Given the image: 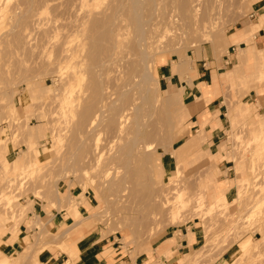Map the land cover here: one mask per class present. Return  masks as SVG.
<instances>
[{
    "label": "rangeland",
    "instance_id": "1",
    "mask_svg": "<svg viewBox=\"0 0 264 264\" xmlns=\"http://www.w3.org/2000/svg\"><path fill=\"white\" fill-rule=\"evenodd\" d=\"M0 19V229L16 233L24 224L35 231L33 247L1 252L2 264H39L53 229L29 212L35 200L59 195L63 203L69 190L67 216L73 213L81 227H99L133 264H163L157 253L163 248L154 249L167 230L199 235L177 264H264V117L244 104L264 93V49L251 48L250 32L264 21V0H0ZM151 25L159 30L150 32ZM138 31L147 35L139 34L146 40L141 48L134 44L141 42ZM200 54L219 69L213 85L219 82L227 110L213 152L205 150V127L214 130L219 121L205 113L200 127L190 129L183 89L158 83L165 63L188 81ZM106 92L113 96L106 99ZM119 97L136 104L123 133L119 103L113 110ZM10 145L20 148L19 158L7 161ZM224 180L229 188L222 190ZM84 195L93 207L81 215Z\"/></svg>",
    "mask_w": 264,
    "mask_h": 264
},
{
    "label": "crops",
    "instance_id": "2",
    "mask_svg": "<svg viewBox=\"0 0 264 264\" xmlns=\"http://www.w3.org/2000/svg\"><path fill=\"white\" fill-rule=\"evenodd\" d=\"M256 25L250 29L251 33L255 32L253 37L254 45L251 48L254 47L257 50H263L264 21L259 22L258 20L256 21ZM243 35L242 33L238 34V38L244 40L242 39ZM244 42L240 41L239 45ZM234 61H237V59L235 58ZM170 67H168L167 63L160 66V73H158L159 87L164 90H167L170 86L183 89L182 97L184 105L190 109V116L194 119L192 121L194 125L190 129L200 127L199 123L201 119L202 122L206 120L202 118L205 113L209 114L208 118L219 121L220 127H216L214 130H210L209 125L205 127L206 132H209V137L206 142H210L205 150L213 152L217 147L216 144L224 129L226 123L225 116L227 114L223 96L220 93L221 87L219 82L217 81V86L213 85V73L216 72L218 74L219 70L216 67L215 61L208 55L204 57L200 54V57L195 59L194 64L187 73L188 81H181L176 75L171 74ZM209 86H212V88ZM202 97L203 101L207 104L203 105V101H197V99L199 100ZM244 104H247L249 112L253 115L264 117V93L257 95L254 92L253 97L251 95L250 99ZM19 152L20 148H15L10 145L5 156L6 160L18 159ZM169 164H166L164 159L162 160L163 169H169ZM224 164L227 169L234 167L232 161H225ZM224 181V185L221 187L222 190L229 188L227 186L228 180ZM70 192L71 190L63 195V203H61L59 195H56L49 201L35 200L32 205V211L29 212L28 216L29 219L33 216L45 219L47 226L52 225L53 229V237L45 241L47 247L38 256L39 264H133L134 261L125 253L123 247L117 245L111 236L103 237L99 227L93 226L89 229L81 227L80 224H75L76 220L73 213L70 212V216H67L66 203L68 197L71 196L69 195ZM226 198L227 201H231L233 200V195H226ZM81 201L82 203L79 209L83 212L81 215H85L93 207V202L89 198V195H84ZM53 202L58 206L62 204L65 207L61 209L51 207ZM188 232L193 234L192 242H189ZM34 233L35 231L33 229H28L27 225L24 224L21 225L16 233L5 232L3 229H0V253L13 255L16 252L21 251L20 253H22L25 249L33 247L32 241ZM198 239L199 235L192 230H181V235L177 230H167L158 240V244L154 250L157 251L159 248H163L162 253L157 252L160 254L163 264H177L179 262L178 257L189 252L196 242L198 243ZM27 242H31L32 246H27ZM62 245L64 247H61ZM157 253L155 254L157 255ZM169 254L172 256L168 259L167 255ZM144 256L146 261L147 256L145 254ZM140 263L142 264L143 261Z\"/></svg>",
    "mask_w": 264,
    "mask_h": 264
},
{
    "label": "bare ground",
    "instance_id": "3",
    "mask_svg": "<svg viewBox=\"0 0 264 264\" xmlns=\"http://www.w3.org/2000/svg\"><path fill=\"white\" fill-rule=\"evenodd\" d=\"M26 2H27V1H26ZM30 4H31V3H30ZM3 9H4V8H3ZM213 10H214V9H210V10H209V13H212ZM4 12H5V11H4ZM208 15H209V14H208ZM210 15L213 16V17L215 16V14H210ZM2 16H3V15H2ZM113 18H114V17H113ZM114 19H115V18H114ZM114 19H113V20H114ZM212 19H213V18H212ZM0 20H1V19H0ZM119 21H120V20H119ZM211 21H212V20H211ZM211 21H210V22H211ZM112 22H113V21H112ZM121 22H122V21H121ZM95 23H97V22L95 21ZM95 23H94L93 25H96ZM15 24H16V23H15ZM19 24H20V23H19ZM19 24H18V25H19ZM98 24H99V22L97 23V25H98ZM158 24H160V23H158ZM113 25H114V24H113ZM155 25H156V24H155ZM98 26H99V25H98ZM98 26H97V27H98ZM25 27H26V26H25ZM121 27H122V26H121ZM140 27H141V29H142V25H141ZM150 27H151V28H150V29H151L150 32H151V31L153 32L154 29H155V31H156V28L159 30L158 25H157L156 27L154 26V27H155V28L153 27L154 29H152V25H151ZM161 27H162V26H161ZM15 28H16V27H15ZM99 28H100V27H99ZM93 30H94V29H93ZM93 30H92V31H93ZM119 30H121V29H119V27H118L117 30H115V34H116V35H115V36H116L115 40L117 39V43L119 42V37H120V35H121V34L119 33ZM142 30H143V29H142ZM142 30H140L141 33H142ZM144 30H145V29H144ZM144 30H143V31H144ZM140 31H138V32H139L138 35H137L138 38H139V34H141ZM155 31H154V32H155ZM11 32H12V31H10V33H11ZM18 32H19V30H18ZM148 32H149V31H148ZM150 32H149V33H150ZM154 32H153V33H154ZM12 33H13V32H12ZM113 33H114V32H113ZM144 33H147L146 30H145ZM17 34H18V33H17ZM141 35H144V39H145V36H147V35H145V34H141ZM151 35H152V33H151ZM103 36H104V35H103ZM109 36H110V35H109ZM112 36H113V34H112ZM137 37H136V39L139 41L140 38L138 39ZM141 37H143V36H141ZM102 38H103V37H102ZM112 38H114V37H112ZM148 38H149V36H148ZM152 38H153V37L151 36V39L148 40L147 45L150 44L149 41L152 40ZM155 38H156V37H155ZM136 39H135V40H136ZM142 39H143V38L140 39L141 42L138 43V42L136 41V42L134 43V44H135V47L139 46V48H141L140 46H143V44H144V42H145L146 40L143 41ZM146 39H147V37H146ZM161 39H162V38H161ZM113 40H114V39H113ZM158 40H159V39H158ZM99 41H100V40H99ZM105 42H106V41H105ZM2 43H3V42H2ZM65 43H66V42H65ZM137 43H138V45H136ZM101 44H102V43H101ZM139 44H141V45H139ZM97 45H98V44H97ZM153 45H154V44H153ZM65 46H67V45H65ZM104 46H105V45H104ZM145 46H146V45H145ZM145 46H144V47H145ZM150 46H152V45H150ZM169 46H170V45H169ZM115 47H116V46H115ZM78 48H79V47H78ZM133 48H134V47H133ZM139 48H136V49H139ZM167 48H168V47H167ZM171 48H172V47H171ZM69 49H70V48H69ZM74 49H76V48L74 47ZM151 49H152V48H151ZM158 49H159V48H158ZM140 50H142V49H140ZM132 51H133V50H132ZM132 51H131V52H132ZM134 51H135V50H134ZM241 51H242V50H241ZM142 52H143V51H142ZM148 52H149V51H148ZM158 52H159V51H158ZM66 53H67V52H66ZM104 53H105V52H104ZM128 53H130V51H129ZM139 53H140V51H139ZM139 53H138V54H139ZM144 53H145V51H144L142 54H144ZM69 54H70V53H69ZM69 54H68V55H69ZM72 54H73V53H72ZM140 54H141V53H140ZM142 54H141V55H142ZM68 55L66 54V56H67V57H66L67 60L69 59ZM129 55H130V54H129ZM144 55H145V54H144ZM69 56H72V55H69ZM130 56H132V55H130ZM72 57H73V56H72ZM72 57H71V58H72ZM133 57H134L133 59H135V55H134ZM139 57H140V56H139ZM237 57H238V63H237V64H240V61L242 60L241 52H239V54H238ZM66 58H65V59H66ZM131 58H132V57H131ZM131 58H130V59H131ZM143 58H144V57H143ZM137 59H138V58H137ZM140 59H141V58H140ZM67 60H66V61H67ZM80 62H81V61H80ZM144 62H145V61H144ZM72 63H73V62H72ZM104 63H105V62H104ZM237 64H236V65H237ZM71 65H72V64H71ZM74 65H75V64H74ZM149 65H150V64H149ZM236 65H234V66H236ZM130 66H131V65H130ZM135 66H136V65H135ZM56 67H57V66H56ZM63 68H64V67H63ZM69 68H70V67H69ZM148 68H149V67H148ZM143 69H144V68H143ZM150 70H151V69H150ZM59 71H60V70H59ZM61 71H62V70H61ZM148 71H149V69H148ZM56 73H57V72H56ZM134 73H135V72H134ZM145 73H146V72H145ZM147 75H148V74H147ZM149 75H150V74H149ZM142 76H143V74H142ZM144 76H145V75H144ZM144 76H143V78H147V76H145V77H144ZM63 79H64V78H63ZM63 79H62V80H63ZM148 79H149V78H148ZM62 80H61V81H62ZM72 80H73V79H72ZM74 80H75V79H74ZM146 80H147V79H146ZM63 81H64V80H63ZM136 81H137V80H136ZM142 81H143V80H142ZM67 82H68V81H67ZM140 82H141V81H140ZM68 83H69V82H68ZM133 83H134V82H133ZM138 83H139V82H138ZM143 83H144V82H143ZM147 83H148V82H147ZM147 83H146V84H147ZM130 84H131V83H130ZM134 84H135V83H134ZM66 85H67V84H66ZM61 86H62V85H61ZM64 86H65V83H64ZM64 86H63V87H64ZM123 86H124V84H123ZM136 86H137V85H136ZM140 86H141V85H140ZM134 87H135V86H134ZM67 88H68V87H67ZM108 88H109V87H108ZM139 88H141V87H139ZM142 88H143V87H142ZM109 89H110V88H109ZM124 89H125V88H124ZM137 89H138V87H137ZM63 90H64V89H63ZM63 90H62V92H63ZM102 90H104V89H102ZM107 90H108V89H107ZM107 90H106V91H107ZM111 90H112V89H111ZM116 90H117V89H116ZM142 90H143V89H141V92H142ZM64 91H65V90H64ZM67 91H69V89H68ZM109 91H110V90H109ZM138 91H139V90H138ZM70 92H71V90H70ZM107 92H108V91H107ZM107 92H106V94H105V95L107 96L106 99H108L109 96H113V95H110V94H109V96H108ZM110 92H113V90L110 91ZM126 92H127V91H126ZM126 92H125V93L123 92L124 97H127ZM143 92H146V91H143ZM143 92H142V93H143ZM66 93H68V92H66ZM72 94H73V93H72ZM72 94H71V95H72ZM103 94H104V92H103ZM112 94H113V93H112ZM118 94H119V92H118ZM118 94H117V95H118ZM62 95H63V94H62ZM117 95H116L115 97H117ZM135 95H136V94H135ZM63 96H64V95H63ZM65 96H66V94H65ZM68 97H69V99H70V96H68ZM120 97H121V96H120ZM120 97H119V99L117 98L116 101H115V99H114L113 108H114V106H115L117 103H119V105H117V106L115 107L116 109H118V111L116 112V113H118V114H116V115L114 114V115L118 118V119L116 118V119L118 120V122H117V124H118V127H117V128H118V129H117V130H118V132L123 133V131H124V129H125V125H126V113L129 112V111H132V112H133V110H134L133 108H134V106H135L136 104L133 105L134 102L132 101V99H131V102H128V101H130V100H127V98H126V100H127L128 103L125 102L126 100H122V99H125V98L123 97V95H122V97H123L122 99H121ZM145 97H146V96H145ZM156 98H157V97H156ZM120 99H121V100H120ZM67 100H68V99H67ZM109 100H110V99H109ZM68 101H69V100H68ZM112 102H113V101H112ZM122 102H123V103L125 102V103L123 104ZM115 103H116V104H115ZM114 104H115V105H114ZM64 107H65V105H64ZM65 108H66V107H65ZM115 108H114L113 110H116ZM135 108H136V107H135ZM137 108H138V107H137ZM136 110H137V109H136ZM156 110H157V109H156ZM67 111H68V110H67ZM134 111H135V110H134ZM113 112H114V111H113ZM135 113H136V112H135ZM137 114H138V113H137ZM138 115H139V114H138ZM155 115H156V114H155ZM156 120H157V119H156ZM237 121H238V123H239V120H237ZM237 121H235V123H236ZM240 122H241V121H240ZM235 123L232 124V127L235 125ZM90 124H91V123H90ZM239 124H240V123H239ZM261 125L264 126V121L261 123ZM135 127H136V126H135ZM236 127L238 128V124L236 125ZM237 128H236V130H237ZM231 130H232V129H231ZM233 131H234V130H233ZM238 132H239V131H238ZM230 134H231V133H230ZM236 134H237V133H236ZM234 135H235V134H234ZM234 135H233V136H234ZM237 136H238V135H237ZM254 136H255V135H254ZM258 136H259V134H258ZM258 136H256L254 139H252V141L258 143V140L260 139L259 137H261V135H260L259 137H258ZM252 138H253V136H252ZM261 138L263 139V137H261ZM234 139H235V138H234ZM231 141H232V139H231ZM235 141H236V140H235ZM249 141H251V140H249ZM181 150H183V149H181ZM179 151H180V150H179ZM181 152H182V151H180V152H178V153L176 152V153L179 154V153H181ZM176 153H174V154L176 155ZM215 153H217V152H215ZM173 156H174V155H173ZM99 158H100V157H99ZM98 160H99V159H98ZM31 170H32V169H31ZM173 190H174V189H173ZM173 190H172V191H173ZM174 191H175V190H174ZM223 197H224V196H220V197L215 201V203L218 204L219 201H220L221 199H223ZM262 199H263V198H262ZM176 200H177V203H179V204H181V205L183 204V202H182V195H178V197H177ZM247 202H248V201H247ZM250 203H252V202H250ZM257 203H258V202H257ZM8 204H9L8 206H11L10 204H12V203L9 201ZM200 204H202V203H200ZM246 204H247V203H246ZM251 205H252V204H251ZM197 206H198V205H197ZM257 206H258V205H257ZM257 206H256V207H257ZM198 207H199V206H198ZM261 207H262V206H261ZM76 208H77V207H76ZM6 209H7V208H6ZM194 209H195V208H194ZM255 210H256V209H255ZM245 212H246V211H245ZM225 217H226V216H225ZM211 221H212V220H211ZM220 223H221V222H220ZM254 229H255V228H254ZM261 244H262V243H261ZM258 245H259V244H258ZM244 254H245V253H244ZM246 254H247V253H246ZM1 255H2V253H0V264H2L3 262L6 261V259L3 258ZM244 256H245V255H244ZM245 257H246V256H245Z\"/></svg>",
    "mask_w": 264,
    "mask_h": 264
}]
</instances>
